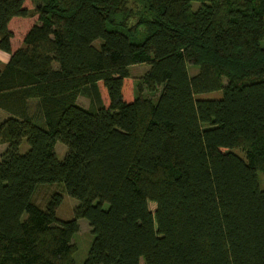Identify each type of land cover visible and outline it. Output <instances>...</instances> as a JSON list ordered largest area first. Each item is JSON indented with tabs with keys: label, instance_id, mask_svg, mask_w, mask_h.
<instances>
[{
	"label": "trees",
	"instance_id": "16d2710c",
	"mask_svg": "<svg viewBox=\"0 0 264 264\" xmlns=\"http://www.w3.org/2000/svg\"><path fill=\"white\" fill-rule=\"evenodd\" d=\"M193 1L0 0V264H264V0Z\"/></svg>",
	"mask_w": 264,
	"mask_h": 264
},
{
	"label": "rangeland",
	"instance_id": "374dc122",
	"mask_svg": "<svg viewBox=\"0 0 264 264\" xmlns=\"http://www.w3.org/2000/svg\"><path fill=\"white\" fill-rule=\"evenodd\" d=\"M36 3L42 2V0H35ZM194 7H198L200 5V1H193ZM142 39V38H140ZM100 40L98 39L96 42L98 44ZM262 45H264V39L261 40ZM5 65V64H4ZM150 67V63L148 62H139L134 63L130 65V72L133 76V88L135 91V84L137 86V92L139 90L138 83L142 81L141 76L147 71ZM199 70V65L197 64H190L189 65V71L191 74H195ZM227 82V79L224 80ZM160 91V88H158L156 91L150 90L146 85L143 84L142 93L143 95L150 97L152 99H155ZM223 94L222 89L217 90H210V91H204L198 94L202 97H219ZM79 101L85 105L90 106L92 105V101L88 95V93L83 92L79 96ZM1 112H5L3 109H1ZM29 148V142L26 138H24L20 145V151L24 152ZM56 152L60 159H63L67 150L68 146L66 143H64L61 140H58L56 145ZM237 152H239L243 157L245 156V152L242 148H236ZM258 177H259V184L260 187L264 188V172L259 169L258 170ZM64 184L63 183H43L40 184L38 189L36 190L34 197L35 199L42 204L43 206H46L47 201L51 197L53 191L60 190L64 192V197L62 199V202L58 206L57 214L61 218H72L74 216V206L79 202V200L68 193L64 191ZM107 204V203H106ZM150 207L154 209L156 207V202L153 200L149 201ZM79 224L80 228L79 230L74 234L73 241L77 245V249L74 253V258L78 264H83L86 257L89 253V248L92 243V240L94 238V233L92 232V226L90 225L89 221L85 217L79 218ZM140 264H147L144 257L141 258Z\"/></svg>",
	"mask_w": 264,
	"mask_h": 264
},
{
	"label": "crops",
	"instance_id": "0c3cea01",
	"mask_svg": "<svg viewBox=\"0 0 264 264\" xmlns=\"http://www.w3.org/2000/svg\"><path fill=\"white\" fill-rule=\"evenodd\" d=\"M37 21L35 17H17L14 18L12 23L15 24L16 30L20 34V39L25 35L28 29ZM10 59V53L0 48V66H3ZM0 109V118H3L7 115L5 112H1ZM7 147V143H0V155Z\"/></svg>",
	"mask_w": 264,
	"mask_h": 264
}]
</instances>
